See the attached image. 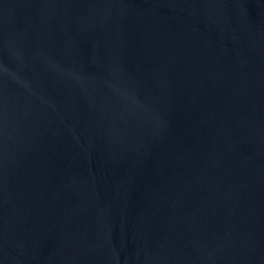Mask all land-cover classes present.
<instances>
[{
    "label": "water",
    "instance_id": "water-1",
    "mask_svg": "<svg viewBox=\"0 0 264 264\" xmlns=\"http://www.w3.org/2000/svg\"><path fill=\"white\" fill-rule=\"evenodd\" d=\"M0 264H264V0H0Z\"/></svg>",
    "mask_w": 264,
    "mask_h": 264
}]
</instances>
